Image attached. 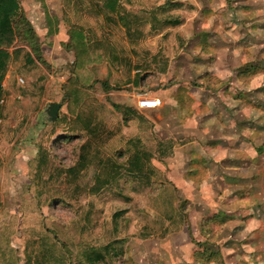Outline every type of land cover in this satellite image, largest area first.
Here are the masks:
<instances>
[{
  "label": "rangeland",
  "instance_id": "1",
  "mask_svg": "<svg viewBox=\"0 0 264 264\" xmlns=\"http://www.w3.org/2000/svg\"><path fill=\"white\" fill-rule=\"evenodd\" d=\"M20 4L45 65L27 64L20 54L3 79L0 264H10L9 249L14 264H27L32 246L46 238L64 246L70 264L80 250L110 242L118 256L107 264H191L196 244L205 241L202 221L214 213L230 218L212 227L208 242L220 252L219 264H264V0H119L128 25L135 23L128 31L105 24L101 0ZM155 13L158 23H169L153 24L147 18ZM175 20L179 25L172 26ZM72 25L96 46L78 73L90 91L97 131L83 167L89 135L75 130L61 145L57 136L69 134V126H52L45 113L60 104L57 118L67 114L63 86L75 75ZM243 70L248 73L239 76ZM135 74L142 78L138 86L114 87ZM140 96L159 105L138 109ZM123 108L136 116H124ZM137 138L153 154L157 175L143 183L121 168L110 180L113 171L95 163V152L96 160L125 167L118 154ZM159 141L171 143L161 160L153 153ZM45 150L40 171L36 162ZM196 157L206 167L190 177ZM98 178L107 182L98 186Z\"/></svg>",
  "mask_w": 264,
  "mask_h": 264
},
{
  "label": "trees",
  "instance_id": "2",
  "mask_svg": "<svg viewBox=\"0 0 264 264\" xmlns=\"http://www.w3.org/2000/svg\"><path fill=\"white\" fill-rule=\"evenodd\" d=\"M119 0H101V4L99 6V13L102 14L103 20L106 25L118 27L121 24L128 31L130 26L134 27V24L128 25L127 17L130 16L128 12H125L124 8H122L118 4ZM160 10V9H159ZM156 13L153 15H149L147 18L153 24L160 26L168 24L167 22H157ZM172 26L179 25L177 20L171 23ZM72 33L71 38L73 39V44H71L72 49L75 53V62L73 66V73L75 75L68 78L66 83L63 86L64 89V97L66 100V115H60L53 123L52 126H63L68 124V132L69 134H62V136H57V140L61 141V145L69 144L71 140L75 137V130L86 131L89 135V139L85 142L84 146H82L83 156L81 157L82 163L79 166L83 167V165L87 164V153L89 149V145L93 139H96V127L92 125L93 121V107L90 105V91L89 88L79 81V74L82 70L85 69L89 59L91 52L95 51L96 46L93 44H88L84 37L82 36L81 27H75L72 25ZM75 33V35L73 34ZM130 42L133 43L136 41L137 35L135 37H130L127 34ZM200 42L205 44L207 42V34H202ZM41 43L39 42L38 35L33 28L31 22L26 18L23 8L21 7L20 0H0V119L4 118L5 112V91L3 87V79L5 77L6 72L11 63L15 62L18 55L23 54L25 56V61L27 64H37L41 63L45 65L41 57L40 51ZM109 49L110 48H105ZM108 50V51H109ZM112 60L117 62L118 59H121L120 55L117 56L115 52L111 53ZM136 71L140 70L136 67ZM256 70V66L252 68V70ZM247 70H243L239 73V76L246 75ZM138 74H135L132 79L129 78L116 82L115 88H119L121 86H125L131 83L134 86H138V81L142 80V78L138 79ZM241 96H239V99ZM176 99V98H175ZM3 100V103L1 101ZM181 100V99H180ZM84 108H89V111L84 112ZM118 110V106H115ZM124 116L125 114L129 116H136V112L134 110L123 108ZM138 115V114H137ZM125 123V120H124ZM67 125H65L66 127ZM79 126V127H78ZM102 128V127H100ZM104 129V128H102ZM100 129L105 132L104 130ZM71 133V134H70ZM111 135L107 136L109 138ZM132 145H127L124 153L118 154L120 158L123 156L125 159V167L116 165L113 160H106L104 162L96 160L97 152H95V163L98 166H104L105 170L108 168V173L113 171V178L110 180H114L119 178V172L117 169H123L127 177L131 179H141L144 181L143 183H151L150 176L157 175L156 170L152 167V153L143 148L142 141L140 138H137L135 141H127ZM169 141H159L156 144V150L153 153H157L158 159L161 160L163 156H167V151H170ZM168 147L167 150L163 149ZM166 151V154H165ZM47 152L44 151L43 155L41 154L39 159L37 160L36 166L40 171L43 170L42 167L45 164ZM117 167V168H116ZM193 174H198L201 170L205 169V161L201 157H196L193 159L192 163ZM197 169V170H196ZM108 173L104 174L105 177L108 176ZM98 186H102L107 181L102 180L100 178L97 179ZM150 185V184H149ZM97 186V187H98ZM94 188L92 191H97L98 188ZM1 207V203H0ZM179 211V210H178ZM180 212V211H179ZM184 213L180 212L181 219L183 218ZM230 218L224 216L220 213H214L211 216H206L201 225L202 232L205 235V241L202 243H197V250H195L192 254V262L191 264H219L221 262V254L218 250H214L211 247V244L208 243L212 235V227L213 226H222L226 222H228ZM182 221H185L183 218ZM53 241V240H52ZM2 245V242H0ZM115 243L110 242L109 244L100 247V248H85L80 250L75 256H77L73 260V264H98L100 261L102 264H107L108 259H111L114 255L118 256V253L114 250ZM4 246H7V242H4ZM61 246V247H60ZM58 245L57 242H51L46 238L40 242H35L32 246V250L29 253L26 263L27 264H70L71 260L68 256V253L64 250V246ZM6 249V248H4ZM111 249L112 252H109ZM10 255V264L15 263V258L13 257V251L9 249ZM0 255H5L4 250L0 251ZM111 257V258H110ZM72 263V262H71Z\"/></svg>",
  "mask_w": 264,
  "mask_h": 264
},
{
  "label": "built area",
  "instance_id": "3",
  "mask_svg": "<svg viewBox=\"0 0 264 264\" xmlns=\"http://www.w3.org/2000/svg\"><path fill=\"white\" fill-rule=\"evenodd\" d=\"M3 103V100L1 101ZM159 102L157 100L147 98L145 96H140L137 99L136 106L141 110H151L157 108Z\"/></svg>",
  "mask_w": 264,
  "mask_h": 264
},
{
  "label": "water",
  "instance_id": "4",
  "mask_svg": "<svg viewBox=\"0 0 264 264\" xmlns=\"http://www.w3.org/2000/svg\"><path fill=\"white\" fill-rule=\"evenodd\" d=\"M60 108V104H50L46 109L47 121L53 123L57 119V112Z\"/></svg>",
  "mask_w": 264,
  "mask_h": 264
},
{
  "label": "crops",
  "instance_id": "5",
  "mask_svg": "<svg viewBox=\"0 0 264 264\" xmlns=\"http://www.w3.org/2000/svg\"><path fill=\"white\" fill-rule=\"evenodd\" d=\"M238 108H239V106H238Z\"/></svg>",
  "mask_w": 264,
  "mask_h": 264
}]
</instances>
